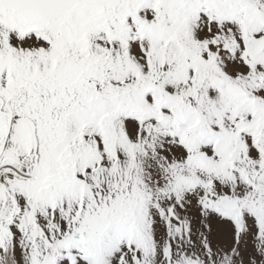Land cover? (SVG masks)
Segmentation results:
<instances>
[{"label":"snow or ice","instance_id":"1","mask_svg":"<svg viewBox=\"0 0 264 264\" xmlns=\"http://www.w3.org/2000/svg\"><path fill=\"white\" fill-rule=\"evenodd\" d=\"M0 264H264V0H0Z\"/></svg>","mask_w":264,"mask_h":264}]
</instances>
